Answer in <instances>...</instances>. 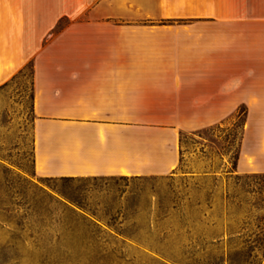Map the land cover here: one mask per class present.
Returning <instances> with one entry per match:
<instances>
[{"label":"crops","instance_id":"1","mask_svg":"<svg viewBox=\"0 0 264 264\" xmlns=\"http://www.w3.org/2000/svg\"><path fill=\"white\" fill-rule=\"evenodd\" d=\"M28 63L41 178L169 176L240 110L234 173L264 176V0H0V85Z\"/></svg>","mask_w":264,"mask_h":264},{"label":"rangeland","instance_id":"2","mask_svg":"<svg viewBox=\"0 0 264 264\" xmlns=\"http://www.w3.org/2000/svg\"><path fill=\"white\" fill-rule=\"evenodd\" d=\"M33 120L28 63L0 85V264H264V176L234 173L241 110L183 134L165 177L41 178Z\"/></svg>","mask_w":264,"mask_h":264},{"label":"trees","instance_id":"3","mask_svg":"<svg viewBox=\"0 0 264 264\" xmlns=\"http://www.w3.org/2000/svg\"><path fill=\"white\" fill-rule=\"evenodd\" d=\"M61 179H73V178H61Z\"/></svg>","mask_w":264,"mask_h":264}]
</instances>
